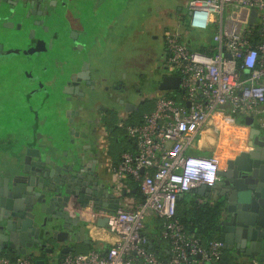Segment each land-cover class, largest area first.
Masks as SVG:
<instances>
[{"label":"built area","instance_id":"built-area-1","mask_svg":"<svg viewBox=\"0 0 264 264\" xmlns=\"http://www.w3.org/2000/svg\"><path fill=\"white\" fill-rule=\"evenodd\" d=\"M252 10L255 20L249 24ZM177 18L185 22L183 30L167 29L163 40L168 74L179 77L178 88H157L152 94L147 101L151 108L125 128L133 149L124 150L112 169L117 192L130 179L143 200L135 208L120 204L109 213L87 209L93 219L107 217L104 229L113 241L104 251L68 252L61 264L223 260V243L211 240L201 245L176 217V207L180 194L218 180L222 163L214 144L206 142L209 131L220 134V123L234 121L233 115L252 117L264 130V0H187L186 17ZM188 33L196 37L195 48L185 40ZM191 148L208 154L193 153ZM149 212L162 220L158 238L168 242L164 259L148 247L151 239L143 229ZM0 264L35 263L29 257L12 260L0 255ZM248 264L261 262L250 259Z\"/></svg>","mask_w":264,"mask_h":264},{"label":"flooded vegetation","instance_id":"flooded-vegetation-1","mask_svg":"<svg viewBox=\"0 0 264 264\" xmlns=\"http://www.w3.org/2000/svg\"><path fill=\"white\" fill-rule=\"evenodd\" d=\"M17 1V13L7 15L14 24L0 30L1 176L8 165L19 175L24 149L58 143L62 158L84 164L90 176L83 182L118 197L112 169L126 126L168 74L164 40L156 46L168 28L161 36L150 17L134 25V0H44L33 7ZM86 205L85 212L95 210Z\"/></svg>","mask_w":264,"mask_h":264},{"label":"water","instance_id":"water-1","mask_svg":"<svg viewBox=\"0 0 264 264\" xmlns=\"http://www.w3.org/2000/svg\"><path fill=\"white\" fill-rule=\"evenodd\" d=\"M43 1L24 0L23 7L41 6ZM17 3L0 0V30L14 24L9 18L17 13L12 7ZM254 20L252 10L249 24ZM178 85L179 77L167 74L157 88L171 90ZM244 124L249 127L250 150L226 159L213 186L201 185L179 197L197 195L220 203L218 229L223 250L235 258H258L264 264V130L253 125L252 117H244ZM62 157L58 143L37 144L20 154L19 175L10 165L5 176L0 171V253L24 254L35 264L60 261L63 254L74 252L77 243L88 239V232L106 223L105 215L93 219L85 212L87 203L102 213L119 207L120 197L108 187L100 191L90 181H82L83 176H90L84 164Z\"/></svg>","mask_w":264,"mask_h":264},{"label":"crops","instance_id":"crops-1","mask_svg":"<svg viewBox=\"0 0 264 264\" xmlns=\"http://www.w3.org/2000/svg\"><path fill=\"white\" fill-rule=\"evenodd\" d=\"M151 3L154 5L153 1ZM175 6L178 8L177 10H179V8L181 7L180 3H177ZM175 8L173 10H175ZM156 9L160 10L159 7H157ZM181 10H182V7H181L180 12L178 14L181 13ZM166 14H168V13L166 12ZM149 106H151V105L150 104L147 105L148 108H146L144 111H148L151 108ZM144 111H142V113ZM142 113H141V115H142ZM244 117L245 116H241V115L238 116V118L241 119V120H244ZM138 120H136L135 122H137ZM234 122H235V124L231 125L232 129L233 128H235V129L238 128V130H243V128H245L244 132H246V134H248V128H249L248 126H246L244 123L243 124L237 123L235 120H234ZM228 125L229 124L226 121H223V122L220 123L221 133H222V131L224 129L227 128ZM209 132H210L211 135H210V138H206V142L209 141L210 143H208V144L213 145L214 144V140H215V138H214L215 136L213 135L214 131H209ZM244 132H242V133H244ZM127 149H133V144L129 140L128 137H126V143H125L124 148L122 149L121 153L124 150H127ZM229 150H230L231 153H230V155L228 157L225 158V160L234 158L239 152L250 150V148L247 146V139H245V141H243V139H242V140H239V141L235 140L234 146L229 148ZM190 151L193 152V153H203V154L208 153V151H197L195 148H191ZM121 153H120L119 156L116 157V159H115L116 163L119 162ZM122 183H123V186L120 187L121 189H119L120 192L118 193V197H120V204L123 205L126 208H135V207H137L142 201L141 202H137L131 195L127 194V192H129V190H130V182H129V180L126 179ZM122 190L125 191V194H123ZM131 192L133 193L134 189H131ZM198 198H199V200L202 199V197L196 196V199H198ZM181 199H185V200L188 199L187 201H190V199L194 200V197L186 195L185 197H179L178 201L181 200ZM149 214H151V213H149ZM155 224L156 223H154L153 220L151 222H146V220H144V229H143L144 233L145 234H153L157 230ZM112 241H113L112 236L105 231L104 227H99V228H95V230L92 229L90 232H88V239L86 241H81V242L77 243L76 246H75V249H77L78 247H81L82 251H80V252H87V251H90V250L104 251L111 245ZM149 245H151V248L149 247ZM149 245H148L149 249H151L157 257L162 258V259L166 258L167 254H168V242L166 240L160 239L158 237L151 238V242L149 243ZM75 253H79V252H75ZM0 255H5V254H0ZM6 256H8L10 258H13V259L21 258V257H27L24 254H19V255H17V254L10 255L9 254V255H6ZM232 258H234L236 260V262L242 263V264H248L249 261H250V259H247V258H245L243 256L239 257V258H235V257H232ZM256 259H258V258H256ZM46 264H61V263L58 260L57 262L56 261L55 262H47Z\"/></svg>","mask_w":264,"mask_h":264},{"label":"trees","instance_id":"trees-1","mask_svg":"<svg viewBox=\"0 0 264 264\" xmlns=\"http://www.w3.org/2000/svg\"><path fill=\"white\" fill-rule=\"evenodd\" d=\"M188 34L189 35L185 37V40L191 48H195L197 45L196 37L191 33ZM206 38L209 39L210 36H206ZM199 50L204 49L199 48ZM238 116L239 115H233L234 120L237 123L243 124L244 120L239 119ZM129 182L130 190L127 194L131 195L137 202H141L143 200V194L132 180L129 179ZM131 189H134L133 193L131 192ZM194 196L197 195H192L191 197ZM221 208L222 206L218 202L207 201L202 203L192 199H190V201L181 199L177 201L176 217L183 224L187 232L192 233L199 239L201 245L206 246L211 240H220L218 226L221 220ZM153 222L156 223L155 226L157 230L153 234H146L150 239L158 237L162 228L161 219L154 216ZM10 259L14 260L13 258ZM222 259L226 260L227 264H242L236 262V260L231 257L230 253L225 250L223 251ZM230 259L232 260L231 262H229Z\"/></svg>","mask_w":264,"mask_h":264},{"label":"rangeland","instance_id":"rangeland-1","mask_svg":"<svg viewBox=\"0 0 264 264\" xmlns=\"http://www.w3.org/2000/svg\"><path fill=\"white\" fill-rule=\"evenodd\" d=\"M120 3L122 0H119ZM154 2V5L151 2ZM136 2V3H133ZM131 5L128 7V12H130L134 18V25L138 24L139 20H143L144 18H152L155 20L153 23H150L151 28L158 30L161 33L163 30L167 27L170 30H175L177 32L183 30V26L185 22L179 21L176 17V14L173 13L171 10H173L177 3H180V6L182 7L181 15L183 17H186L187 14V0H147L143 5H139L138 3L140 0H134ZM136 4V5H135ZM159 7L160 10H157L156 8ZM171 11V14H166ZM179 24V25H178ZM211 33L207 32L205 35L208 37ZM162 37H160L159 40L156 41L157 48H162ZM149 102V101H148ZM146 102L144 107L142 108V111H144L149 105V103ZM235 122L232 121L229 123L226 129L222 131V133H216L215 134V140H214V151L217 156L221 157V161L224 162L225 158L230 155L229 148L234 146L235 140L239 141L242 140L245 141L247 139V134L245 131V128L243 130H238V128H231V125H234ZM245 126V125H244ZM244 133H242V132ZM188 200V199H187ZM151 213V212H149ZM148 213V214H149ZM147 214V215H148ZM145 216L146 222H151L154 220L153 213L149 214L148 216ZM82 251L81 247H78L74 250V252H80ZM232 260L230 259L229 262Z\"/></svg>","mask_w":264,"mask_h":264},{"label":"bare ground","instance_id":"bare-ground-1","mask_svg":"<svg viewBox=\"0 0 264 264\" xmlns=\"http://www.w3.org/2000/svg\"><path fill=\"white\" fill-rule=\"evenodd\" d=\"M207 134V133H206ZM221 159V158H220ZM221 163L223 164V162L221 161Z\"/></svg>","mask_w":264,"mask_h":264}]
</instances>
